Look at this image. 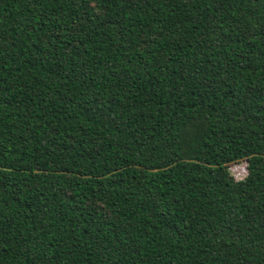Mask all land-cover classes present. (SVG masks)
<instances>
[{
  "label": "trees",
  "instance_id": "16d2710c",
  "mask_svg": "<svg viewBox=\"0 0 264 264\" xmlns=\"http://www.w3.org/2000/svg\"><path fill=\"white\" fill-rule=\"evenodd\" d=\"M0 264H264V0H0Z\"/></svg>",
  "mask_w": 264,
  "mask_h": 264
},
{
  "label": "rangeland",
  "instance_id": "374dc122",
  "mask_svg": "<svg viewBox=\"0 0 264 264\" xmlns=\"http://www.w3.org/2000/svg\"><path fill=\"white\" fill-rule=\"evenodd\" d=\"M247 166H248L247 162L235 164L230 168V171L236 179L241 180L247 176L248 173Z\"/></svg>",
  "mask_w": 264,
  "mask_h": 264
}]
</instances>
